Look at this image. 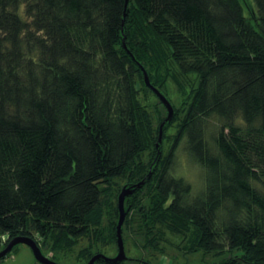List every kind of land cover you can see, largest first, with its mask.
I'll list each match as a JSON object with an SVG mask.
<instances>
[{
    "label": "trees",
    "instance_id": "trees-1",
    "mask_svg": "<svg viewBox=\"0 0 264 264\" xmlns=\"http://www.w3.org/2000/svg\"><path fill=\"white\" fill-rule=\"evenodd\" d=\"M125 5L0 0V235L66 251L100 237L108 208L117 245L121 192L109 200L110 187L152 172L126 199L123 235L192 233L187 252L238 250L220 264H264V0L251 17L244 0ZM139 64L165 95L169 80L185 91L180 78L197 77L157 162L168 112L144 104L156 94ZM181 149L204 172L200 192L174 175ZM93 246L81 250L87 262Z\"/></svg>",
    "mask_w": 264,
    "mask_h": 264
},
{
    "label": "rangeland",
    "instance_id": "rangeland-1",
    "mask_svg": "<svg viewBox=\"0 0 264 264\" xmlns=\"http://www.w3.org/2000/svg\"><path fill=\"white\" fill-rule=\"evenodd\" d=\"M244 1L246 4V13L251 17L255 11L254 0ZM169 67L172 69L170 64ZM180 82L186 86L185 91H181L177 84H175L172 80H169L163 88L167 98L175 108H182L184 102L186 100L189 101L193 87L196 85L197 77L195 75H191L190 77H185L183 79L181 77ZM141 99L144 104L151 105L150 110L152 111L155 110L156 107L154 106L158 103L159 98L153 94H148L147 97L143 96ZM176 131L177 126L175 124L167 131V135L170 139L165 142V153L170 147L171 142L169 140L173 138ZM147 159L148 157H146V161H148ZM176 167L177 171L174 173L175 176L183 177L188 180L192 184L195 192H200L203 189V170L194 166L187 159L182 149L178 152ZM118 183V185L111 186L108 192V199L114 200V202L116 201L117 195H119L123 187L126 185L127 181H120ZM107 210L108 208L105 209L103 230L99 238L94 239L91 235L89 238L86 237L81 239L78 242L79 244L66 251H54L48 245L40 243V245L42 244L43 253L60 264H88L86 259L84 260V254L81 253V250L89 247L90 244L93 243L94 246L92 249L94 253H102L110 258L116 257L118 254L117 245L115 242L109 240L110 228L108 224L111 217L109 218ZM123 236L125 239L127 256V260L124 261L125 264H220L231 257L241 255V251L238 250L217 252L201 249L195 252H187V249L190 246H188L190 243L189 241L193 240L192 233L188 234L186 238H183L182 236L174 235L171 232H166L162 235V237L165 236V239H158L156 243L139 238L136 234L130 231V229H127ZM156 238H158V236H156ZM37 241L41 240L37 239ZM9 242L10 239L8 235H0V252L5 249ZM0 264L40 263L36 260L33 251L29 246L20 245L11 256L1 261Z\"/></svg>",
    "mask_w": 264,
    "mask_h": 264
},
{
    "label": "water",
    "instance_id": "water-1",
    "mask_svg": "<svg viewBox=\"0 0 264 264\" xmlns=\"http://www.w3.org/2000/svg\"><path fill=\"white\" fill-rule=\"evenodd\" d=\"M128 4H129V0H126V5H125L126 8H127ZM123 46L129 52L131 57L135 60L133 54L129 51V49L127 47L125 38L123 39ZM139 66L144 73V80H145L146 85L156 94V96L159 98V100L162 102V104L164 105V107L166 108V110L168 112V116L162 122L160 129H159V138H158V142L156 144L157 150H158V155H157L156 160H155V162H157L158 159L160 158V156L162 155L161 145L163 143L164 127L167 123H171L174 120L175 109H174V106L172 105V103L170 102V100L166 97V95L163 94L158 88H156L155 86L152 85V83L150 81L149 74L146 71V69L143 66H141L140 64H139ZM151 176H152V172H150L148 177L146 179H144L143 181H141L140 183L135 184L131 187L125 186L119 195L118 207H119V214L120 215H119V221H118V224L116 227V243H117V248H118L117 256L110 258L104 254H96L95 256H93L91 258V260L88 262V264H96V262L99 260H103L109 264H120V263L127 260L125 240H124V236H123V226H124V222L126 220V217H127L128 211H129V208H126V205H125L126 199L129 196L134 195L137 190L141 189L146 184V181L151 178ZM20 245L29 246L32 249L36 260L40 264H60V263L52 260L50 257L46 256L42 252L38 243L33 238L23 237V236L16 237V238L12 239L8 243L6 248L0 252V262L5 260L6 258H8L13 253L14 249Z\"/></svg>",
    "mask_w": 264,
    "mask_h": 264
}]
</instances>
